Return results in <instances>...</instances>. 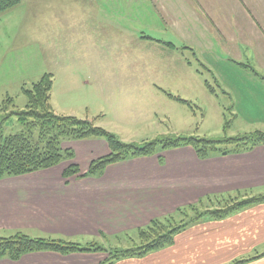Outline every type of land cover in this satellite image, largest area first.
I'll list each match as a JSON object with an SVG mask.
<instances>
[{
  "label": "crops",
  "instance_id": "obj_1",
  "mask_svg": "<svg viewBox=\"0 0 264 264\" xmlns=\"http://www.w3.org/2000/svg\"><path fill=\"white\" fill-rule=\"evenodd\" d=\"M52 20L57 24L50 29L49 44L56 64L62 70H92L94 78L77 82L83 87L95 83L91 82L97 80L95 71L106 75L139 46L143 50L145 42L165 47L163 43L182 40L191 48L206 49V55L215 56L216 49L224 58L215 61L209 56L214 64L233 61L264 72V0H60V15ZM97 83L104 91L113 82ZM226 84L237 105L252 98L264 100L262 82ZM62 147L74 151L73 161L0 181V232H37L83 241L102 234L123 236L208 196L264 191V146L207 160L192 147L160 151L111 165L98 178H70L68 184L63 177L66 168L77 165L86 172L110 149L102 140L66 141ZM106 259L100 253L50 252L28 254L16 262L3 259L0 264H103ZM239 260L264 264V205L223 220L202 219L178 234L171 246L114 264Z\"/></svg>",
  "mask_w": 264,
  "mask_h": 264
},
{
  "label": "rangeland",
  "instance_id": "obj_2",
  "mask_svg": "<svg viewBox=\"0 0 264 264\" xmlns=\"http://www.w3.org/2000/svg\"><path fill=\"white\" fill-rule=\"evenodd\" d=\"M58 15L60 0H22L17 7L0 15V103L13 98L14 110H26L27 99L23 88H31L43 75L51 73V105L56 113L90 121L98 118L96 122L99 126L125 143L144 145L181 136L221 141L256 131L264 132V100L252 98L237 105L233 90L226 84L264 83V72L255 69L254 73L251 68H244L233 61L214 64L209 56L215 61L224 58L216 49L212 52L215 56L206 55V49L191 48L182 40H176L174 45L163 43L165 47L145 42L143 50L139 46L138 52L135 50L129 54L126 62H121L122 65L106 75L105 72L95 71L97 80L91 81L95 82L91 86H79L77 82L88 81L94 76L92 70L77 68L76 63V68L64 70L56 64L49 40L53 37L50 29L57 24L52 19ZM158 37L155 39L160 42ZM97 82L113 83L111 88L102 91ZM132 82H136L135 89ZM209 85L216 89L217 96L211 93ZM225 92L230 96H226ZM169 94L187 100L191 105ZM227 121H231V125L225 129ZM26 131L18 116H12L3 128L5 136ZM34 135L37 137L38 132L34 131ZM255 194H264V191L251 192V195ZM206 198H203L205 204L199 205L197 211H187L190 214L187 218H181L182 215L175 217L180 221H189L195 214L224 206L226 202L225 199L222 203L207 202ZM136 231L116 237L102 234L101 238L87 241L24 231L0 232V236L10 237L22 232L31 237L62 238L81 245L92 243L91 246H101L108 251L104 253L108 257L109 251L131 249L138 245Z\"/></svg>",
  "mask_w": 264,
  "mask_h": 264
},
{
  "label": "trees",
  "instance_id": "obj_3",
  "mask_svg": "<svg viewBox=\"0 0 264 264\" xmlns=\"http://www.w3.org/2000/svg\"><path fill=\"white\" fill-rule=\"evenodd\" d=\"M21 2L22 0H0V15L17 7ZM238 65L251 68L246 64L239 63ZM251 70L256 73L253 68ZM52 87L53 75L46 73L31 88H23V94L27 99L26 110H14L13 98H8L4 103H0V181L30 175L57 167L66 161H73L75 159L74 151L62 147L66 141L103 139L110 149L109 155L94 160L86 173H82L77 165L69 166L63 173V177L67 180L66 183L73 177L98 178L111 165L152 157L160 151L192 147L201 160H207L247 153L258 146H264L263 131L226 138L221 141L181 136L176 139L156 140L144 145L125 143L111 131L99 126L96 122L98 118L90 121L73 115L56 113L51 105ZM209 89L212 94L217 96L215 88L209 85ZM225 94L227 93L225 92ZM169 96L191 105L189 101L182 100L180 97L172 94ZM12 116H18V121L27 130L25 133L4 135V125ZM230 125L231 121H227L225 129H228ZM34 131L38 132L37 137L34 135ZM251 192L239 191L227 196H208L207 202L221 201L222 203L225 199V205L212 210L206 209L204 213L195 214V217L189 221H180L175 215L187 218L190 215L187 214V211H197L199 205L201 207L205 204V199H201L197 204L178 208L173 214L155 218L147 226L137 229L138 245L131 249L109 251V256L103 264H114L131 258H143L167 248L174 244L178 234L190 225L199 223L202 219L223 220L238 211L264 205V194L251 195ZM91 244L81 245L62 238L31 237L17 232L10 237L0 236V260L8 259L16 262L28 254L42 252H52L64 256L77 253H108L103 247L91 246ZM248 262L250 260H239L234 264Z\"/></svg>",
  "mask_w": 264,
  "mask_h": 264
}]
</instances>
